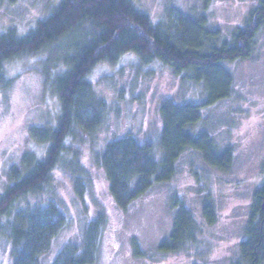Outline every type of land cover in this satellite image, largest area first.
Returning <instances> with one entry per match:
<instances>
[{"label":"rangeland","instance_id":"374dc122","mask_svg":"<svg viewBox=\"0 0 264 264\" xmlns=\"http://www.w3.org/2000/svg\"><path fill=\"white\" fill-rule=\"evenodd\" d=\"M60 0H3L0 4V33L14 31L24 37L37 22L46 19ZM153 23H175L179 15L194 19L205 16L208 26L228 40L236 30L247 28L250 14L261 0H130ZM252 25V24H250ZM67 37L43 53L15 59L4 66L11 79L0 88V195L12 184L10 172L21 168L23 159H42L47 145L32 136L34 128H53L60 103L53 79L60 70L52 68L65 49L75 42ZM56 57V58H54ZM232 74L230 98L204 106L201 120L192 133L207 131L219 150L231 148L232 165L219 171L206 165L200 155L186 151L169 183L154 186L123 211L109 192V182L95 158L107 144L131 137L140 145H152L159 158L162 120L160 105L203 104L207 90L175 75L158 62L142 63L133 54L115 65H98L89 75L97 96L107 104L103 124L94 133L76 128L64 154L40 193L27 196L14 208L46 209L58 206L67 225L52 243L43 264H53L66 247L84 249L88 226L103 218L98 250L93 264H248L240 248L247 238L255 206V193L264 183V26L256 34L251 55L225 63ZM75 155L78 169L69 164ZM75 178L85 184L82 198L76 194ZM183 200L197 224L196 239L176 252L160 246L172 231L175 211L172 199ZM210 200L215 221L208 224L202 207ZM254 222V221H253ZM0 264H12V249L0 237ZM260 264H264V258Z\"/></svg>","mask_w":264,"mask_h":264},{"label":"trees","instance_id":"16d2710c","mask_svg":"<svg viewBox=\"0 0 264 264\" xmlns=\"http://www.w3.org/2000/svg\"><path fill=\"white\" fill-rule=\"evenodd\" d=\"M175 21L153 23L130 0H60L51 14L37 22L24 37L14 31L0 33L1 89L11 84L3 72L7 63L43 53L67 37L76 39L65 49L61 60L53 59L52 68L61 71L53 79L60 103L57 124L53 128L32 129L34 139L47 145L44 157L26 156L23 169H12V184L0 195V237L11 246L12 264H43L53 241L67 225L65 215L54 203L46 209L14 211V208L49 184L52 173L69 150L68 143L76 128L94 133L103 124L107 104L88 81L98 65H115L122 56L133 54L144 64L158 62L171 68L175 75L203 83L208 95L203 104L166 100L160 105L162 129L158 159L150 143L140 145L131 137L107 144L96 156L95 161L106 174L109 192L118 208L125 211L154 186L172 181L186 151L198 153L206 165L219 171L230 169L231 148L219 150L207 131L193 134L192 129L201 120L202 107L232 95V74L224 64L251 55L256 34L264 26V0L250 14L248 27L236 30L228 40H220L219 31L209 28L205 16L194 19L181 14ZM69 164L78 169L75 155ZM74 187L77 196L82 198L83 180L75 178ZM254 197L247 238L240 243L248 264H260L264 258V183ZM172 207L173 228L160 246L164 253L176 252L196 239L197 224L183 200L173 197ZM202 214L208 224L214 223L215 211L209 199L203 203ZM102 224L103 218H100L88 226L82 252L66 247L53 264H93Z\"/></svg>","mask_w":264,"mask_h":264}]
</instances>
